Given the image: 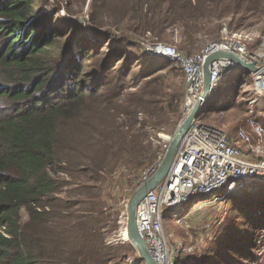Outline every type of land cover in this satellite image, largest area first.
Here are the masks:
<instances>
[{
  "label": "trees",
  "instance_id": "1",
  "mask_svg": "<svg viewBox=\"0 0 264 264\" xmlns=\"http://www.w3.org/2000/svg\"><path fill=\"white\" fill-rule=\"evenodd\" d=\"M134 1L137 13L153 18L152 29L209 12L242 14L243 19L256 16L262 4ZM45 3L0 0V264H129L125 254L139 258L133 246L123 252L122 245L106 242L109 220L103 210L113 204L102 194L111 198L110 191L80 178L99 181L118 159L137 168L157 165L158 154L144 144L142 132L148 125L160 128L154 117L172 112L171 103L160 106L156 99L171 77L179 87L175 108H181L185 75L176 64L136 49L129 37L97 24L93 15L94 25L87 27L44 11ZM181 48L193 52L185 44ZM243 72L223 109L235 107L232 98L246 82ZM133 87L139 88L126 93ZM59 171L70 181L57 177ZM65 184L72 186L75 200L58 197ZM236 193L223 201H198L201 207L205 199L214 205L229 201V213L236 215L192 264H247L257 258L264 235V184ZM137 264L146 262L139 258Z\"/></svg>",
  "mask_w": 264,
  "mask_h": 264
},
{
  "label": "rangeland",
  "instance_id": "2",
  "mask_svg": "<svg viewBox=\"0 0 264 264\" xmlns=\"http://www.w3.org/2000/svg\"><path fill=\"white\" fill-rule=\"evenodd\" d=\"M45 2L44 11L56 16L69 17L72 21H77L87 27L91 24L94 25L93 15L97 24L111 29L117 36L125 35L129 37L133 41L132 43H135L136 49L145 52H147L145 50L146 44L166 42L180 48L185 44L192 49L193 52L191 54H193L198 52L209 41L221 39L226 35H231L234 31H239L243 36L248 37L243 38V40L250 50H258L264 53V0H262L256 16L247 14L242 19L244 17L242 14L229 13L224 17H220L215 12H209L199 14V16L189 21H177L172 25L163 22L158 24L157 29H152L153 18H151V15L145 17L137 13L134 0H45ZM106 51L107 47L105 46L103 52ZM150 55L163 60L165 63L170 62L165 57ZM171 66L169 65L168 69ZM239 70L236 69L233 73L223 76L218 87L212 93V98L208 102V109L202 112L200 118L209 125L225 129L234 142L238 141V131L240 129L246 130L251 135V142L245 144L240 141L239 143L251 159L260 160L264 158V137L259 138L253 132V127L259 124L264 126V94L257 92L251 73L243 72V78L246 82L239 87V92L232 98V104L235 103V107L228 110L222 108L228 98L231 97L230 93L235 89L234 84L237 78L240 77ZM163 73L165 74L166 72H161V75ZM138 88H129L126 93H132ZM178 92L177 82L171 77L165 82L164 88L161 89L156 99L159 101L160 106L167 107L171 103L174 106L172 112L154 117L155 122H162L160 128L148 125L142 132L145 135L144 144L148 148L151 147V151H156L160 161L164 156L170 137L183 116L184 98L181 108H175L179 103ZM132 165L122 159H118L111 167L104 169L101 180H90L89 176L80 178L82 183L96 187V189L110 191L111 198H106L102 194L108 205L113 204L112 207L108 206V208L103 210L109 220L105 231L106 242L109 245H122L123 252L127 250L128 245L133 246L125 229L127 224V203L133 191L139 185L136 184L140 180V176L149 168L131 167ZM56 176L64 181H70V177L66 172L59 171ZM257 184L264 183L258 180H251L246 183L244 188L234 193L225 194L223 200L236 192L249 193ZM71 189L72 186L65 184L64 192L59 194L58 197L64 199L65 202L75 200L70 194ZM208 197L204 196V198ZM201 198L172 212L168 210L163 212L165 230L173 247V261H177V264L197 263L217 234L218 229L224 227L231 216L236 215L235 212L229 213L231 210L229 209V201L225 204L214 205L208 204L212 201L205 199L201 202L204 207H201L198 202ZM58 207L60 205L54 206L56 209ZM260 245L257 258L247 264H264V235L261 237ZM136 254L138 255L137 251ZM123 257L129 264H137L139 262V258L134 257L132 254L129 255L127 253Z\"/></svg>",
  "mask_w": 264,
  "mask_h": 264
},
{
  "label": "built area",
  "instance_id": "3",
  "mask_svg": "<svg viewBox=\"0 0 264 264\" xmlns=\"http://www.w3.org/2000/svg\"><path fill=\"white\" fill-rule=\"evenodd\" d=\"M243 38L248 37L234 31L231 35L209 41L191 55L185 54L179 46L166 42L146 44L145 50L154 56L165 57L183 71L185 114L200 97L203 88V63L211 54L220 51L235 52L257 62L261 67L264 66V53L250 50ZM236 69L239 66L235 61H213L210 68V94L218 87L224 75L233 73ZM251 75L257 92L264 94V75ZM207 99L203 100L202 108ZM253 132L259 138L264 137V126L254 125ZM237 137L238 141L234 142L225 129L205 123L199 112L180 141L169 174L140 201L137 207L138 229L157 264H174L173 247L165 230L164 210L172 212L204 196L211 197L213 201L223 200L225 194L244 188L251 180L264 183V158L251 159L239 143L243 141L249 144L251 135L240 129ZM158 165L159 163L145 170L140 180L143 182L149 179Z\"/></svg>",
  "mask_w": 264,
  "mask_h": 264
},
{
  "label": "water",
  "instance_id": "4",
  "mask_svg": "<svg viewBox=\"0 0 264 264\" xmlns=\"http://www.w3.org/2000/svg\"><path fill=\"white\" fill-rule=\"evenodd\" d=\"M217 59H228L235 61L240 69L244 70L246 73H259L264 75V66L261 67L255 61H251L245 56L239 55L235 52H226L220 51L211 54L203 63L202 72H203V88L200 94V97L196 100L193 107L185 114H183L181 120L179 121L173 135L169 139L166 151L162 160L159 162V165L156 171L147 179L146 181L141 182L136 189L133 191L127 203V224L126 230L129 235V241L134 246L138 252L139 258L144 260L146 264H157L145 242L142 238L140 231L137 225V207L140 201L146 196V194L157 187L169 174L177 148L180 144V141L184 133L189 128L193 119L201 111V104L204 99L210 94V68L213 61Z\"/></svg>",
  "mask_w": 264,
  "mask_h": 264
},
{
  "label": "bare ground",
  "instance_id": "5",
  "mask_svg": "<svg viewBox=\"0 0 264 264\" xmlns=\"http://www.w3.org/2000/svg\"><path fill=\"white\" fill-rule=\"evenodd\" d=\"M240 69V68H239ZM242 70V69H241ZM255 76H257L256 74H255ZM127 234H128V232H127ZM129 236V235H128Z\"/></svg>",
  "mask_w": 264,
  "mask_h": 264
}]
</instances>
